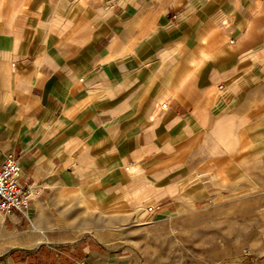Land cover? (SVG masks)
<instances>
[{
  "label": "crops",
  "instance_id": "obj_1",
  "mask_svg": "<svg viewBox=\"0 0 264 264\" xmlns=\"http://www.w3.org/2000/svg\"><path fill=\"white\" fill-rule=\"evenodd\" d=\"M0 264H264V0H0Z\"/></svg>",
  "mask_w": 264,
  "mask_h": 264
},
{
  "label": "built area",
  "instance_id": "obj_2",
  "mask_svg": "<svg viewBox=\"0 0 264 264\" xmlns=\"http://www.w3.org/2000/svg\"><path fill=\"white\" fill-rule=\"evenodd\" d=\"M20 176V165L13 157H6L0 164V212L17 210L24 213L29 209L37 189L32 183L21 184ZM78 264L86 263L82 261Z\"/></svg>",
  "mask_w": 264,
  "mask_h": 264
}]
</instances>
